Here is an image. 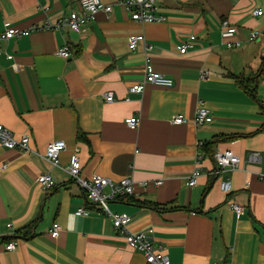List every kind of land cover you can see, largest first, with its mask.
Listing matches in <instances>:
<instances>
[{"label": "crops", "instance_id": "0c3cea01", "mask_svg": "<svg viewBox=\"0 0 264 264\" xmlns=\"http://www.w3.org/2000/svg\"><path fill=\"white\" fill-rule=\"evenodd\" d=\"M78 2L0 0V33L53 23ZM101 2L111 12H98L80 33L34 30L0 41V126L15 138L27 135L31 150L0 146V264H144L66 173L75 151L84 179L148 184L108 208L131 217V232L149 233L170 264H264V0H165V20L151 24L129 19L121 0ZM256 9L260 17L252 16ZM222 20L236 27L239 49L222 45ZM252 31L259 35L249 42ZM134 34L152 47L151 63L171 87L130 92L144 76V45L128 48ZM63 48L68 59L56 55ZM198 101L208 110L202 125L193 123ZM177 115L186 123L171 125ZM130 117L139 119L136 129L125 126ZM52 141L65 144L58 168L41 158ZM226 150L239 158L222 178L229 194L212 176L214 154ZM194 170L200 176L188 188ZM41 174L52 177L48 193L36 182ZM230 202L244 207L242 216ZM79 208L86 213L76 216ZM53 223L61 227L55 239L48 235Z\"/></svg>", "mask_w": 264, "mask_h": 264}, {"label": "built area", "instance_id": "2783aa9c", "mask_svg": "<svg viewBox=\"0 0 264 264\" xmlns=\"http://www.w3.org/2000/svg\"><path fill=\"white\" fill-rule=\"evenodd\" d=\"M165 0H121L120 5L128 15L129 19L138 23H161L165 20V17L161 15L160 5ZM112 10L110 5H106L101 0H79L78 10L71 12L65 17L58 18L55 22L44 23L42 26L32 29L31 31H19L14 28H8L0 33V41H9L18 37L28 36L32 31H63L69 30L74 33H80L82 27L89 21L94 19V16L98 12L110 13ZM262 15L261 9L252 11L253 17H260ZM220 32L222 37V45L228 50L239 49L242 45L241 41L233 39L236 33V27L231 26L227 20L220 22ZM259 33L257 31L250 32L248 41L253 42ZM195 37L191 36L187 43H183L178 47L180 54H185L188 50L191 41H194ZM144 45V76L141 83L133 86L130 89L131 93L141 94L146 85H153L156 87L168 88L172 86V80L158 73L152 63L149 56L151 46L147 45L144 41L142 34L131 35L128 39V48L130 52L135 51L139 44ZM56 55L63 59H68L71 54L65 48L59 49ZM5 58L11 60L12 56L6 54ZM206 72L201 74V78L206 76ZM105 96V102L111 103L113 97L111 93H107ZM208 119V110L204 108L203 102L198 101L196 111L193 118L195 125H202ZM186 123V118L181 115H177L170 120L171 125H181ZM125 126L130 129H136L139 124V119L136 117H130L124 120ZM0 146L5 149H16L23 153H29V137L22 135L19 138H15L13 134L6 128L0 126ZM65 144L62 141H52L46 148L41 158L53 168H58L59 154L64 151ZM250 160L258 162L259 157L256 153L251 154ZM239 158L231 151L217 152L214 154V168L212 176L219 180V189L224 194L231 192V185L229 179H222L224 174L233 172L238 168ZM66 173L71 179L80 187L83 192V197L86 203L98 208L103 214H105L111 221L114 229L125 239L126 244L133 250L139 251L144 257V264H170L168 257L163 253L162 248L155 245L152 237L149 233H133L129 229L131 223V217L125 214L113 213L109 210L108 205L111 201L132 198L136 196L138 189H145L147 183L137 182L135 183L132 178H122L117 182L110 181L99 175H92L88 179L81 177V165L77 157V151H75L68 163ZM200 176L198 170H194L185 183L186 187L192 188L196 186L197 180ZM37 184L45 191L52 190L54 183L52 177L49 174H41L36 179ZM161 181H156L154 186H160ZM228 208L237 216L240 217L244 213V207L238 203L230 202ZM86 212L79 208L75 211L76 216L84 215ZM10 227V225H7ZM61 232V227L57 223H53L48 231L50 238L55 239ZM16 248V242H9L5 245L6 251H14Z\"/></svg>", "mask_w": 264, "mask_h": 264}, {"label": "trees", "instance_id": "16d2710c", "mask_svg": "<svg viewBox=\"0 0 264 264\" xmlns=\"http://www.w3.org/2000/svg\"><path fill=\"white\" fill-rule=\"evenodd\" d=\"M235 80H236V83H237L238 85H241V84L244 83V79H243L242 77H236ZM244 84H245V83H244ZM129 199H130V198H129Z\"/></svg>", "mask_w": 264, "mask_h": 264}, {"label": "rangeland", "instance_id": "374dc122", "mask_svg": "<svg viewBox=\"0 0 264 264\" xmlns=\"http://www.w3.org/2000/svg\"><path fill=\"white\" fill-rule=\"evenodd\" d=\"M262 37H264V35H262L261 38H262ZM262 40L264 41V38H263ZM262 50H263V51H262ZM262 50H261V51H262V54H263L264 49H262ZM263 56H264V54L262 55V57H263Z\"/></svg>", "mask_w": 264, "mask_h": 264}]
</instances>
